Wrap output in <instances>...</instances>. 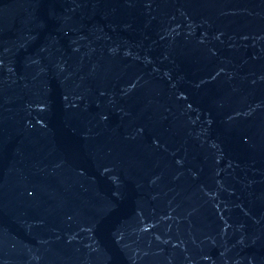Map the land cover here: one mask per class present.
<instances>
[{
	"label": "water",
	"instance_id": "1",
	"mask_svg": "<svg viewBox=\"0 0 264 264\" xmlns=\"http://www.w3.org/2000/svg\"><path fill=\"white\" fill-rule=\"evenodd\" d=\"M0 264H264V0H0Z\"/></svg>",
	"mask_w": 264,
	"mask_h": 264
}]
</instances>
